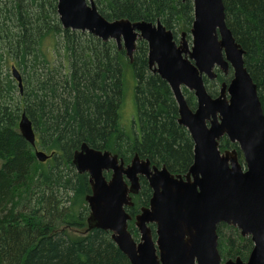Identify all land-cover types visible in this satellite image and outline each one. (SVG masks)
<instances>
[{"label":"trees","instance_id":"obj_1","mask_svg":"<svg viewBox=\"0 0 264 264\" xmlns=\"http://www.w3.org/2000/svg\"><path fill=\"white\" fill-rule=\"evenodd\" d=\"M93 1L110 21L159 20L177 36L189 32L194 21L192 0ZM224 3L227 25L245 50V66L264 110V0ZM57 37H62L63 48L60 40L55 43ZM59 48L64 53L57 59ZM147 54L142 39L131 61L115 40L65 28L58 0H0V264H131L110 231H87L89 175L79 173L72 159L86 143L127 160L139 153L174 173L189 171L194 142L178 123L169 84L148 68ZM13 66L21 73L22 91ZM130 72L136 78L138 112V132L132 134L120 121ZM229 80L222 75L218 82ZM209 92L215 96L218 90ZM188 93L195 101L194 93ZM23 112L32 121L36 147L50 155L45 162L20 132ZM122 140L127 143L120 145ZM220 148H237L244 161L238 144L228 138H222ZM152 193L142 177L134 206L127 211L134 217L149 206ZM129 229L137 238L134 219ZM218 234L224 261L248 258L250 236L226 223L218 225Z\"/></svg>","mask_w":264,"mask_h":264},{"label":"water","instance_id":"obj_2","mask_svg":"<svg viewBox=\"0 0 264 264\" xmlns=\"http://www.w3.org/2000/svg\"><path fill=\"white\" fill-rule=\"evenodd\" d=\"M193 3L194 45L190 50L185 33L177 44L173 32L159 20L110 21L93 0H58L65 28L115 40L131 61L138 39L147 41L149 66L172 88L179 123L194 142V160L185 176L166 166H152L138 154L125 167L117 154L83 143L73 163L79 173L89 175L91 184L92 191L86 196L90 208L87 231H110L131 264H264V110L258 86L245 66L244 48L227 25L224 1ZM216 66L224 72L231 66L233 77L214 97L204 77L215 78ZM12 73L22 91L20 71L13 66ZM183 85L195 93V110L185 99ZM19 129L35 146L38 160L45 162L50 155L36 147L33 124L25 112ZM224 137L238 144L243 162L237 148L221 150ZM111 170L107 178L104 173ZM143 176L153 194L149 206L136 216L140 234L136 239L129 229L133 216L127 207L134 205L132 195L139 193ZM220 223L252 237L255 246L246 260L240 256L223 260L218 248Z\"/></svg>","mask_w":264,"mask_h":264},{"label":"rangeland","instance_id":"obj_3","mask_svg":"<svg viewBox=\"0 0 264 264\" xmlns=\"http://www.w3.org/2000/svg\"><path fill=\"white\" fill-rule=\"evenodd\" d=\"M169 30H171V29H169ZM171 31L173 32V30H171ZM181 33L182 32H180V34H178V36H177V38L179 40L181 39ZM185 33H187V32L185 31ZM185 38H186V40L188 39L189 43H190V41L192 42V39L190 38V35H187V37H185ZM57 40H60V46L62 47V37H57L55 43L57 42ZM62 48L58 49L59 53L56 55L57 59H59L60 56L63 55V53H64ZM135 86H136V78H135L134 74L132 72L127 73L126 90H125L126 98H125L124 104H123L122 109H121L120 121H121V125L123 126L125 131H128L130 134H132V131H134L136 133L138 132V129H136L137 127L134 126V123H135L134 121H135V119H136V117L138 115V113H137V103H136L137 102V98H136V94H135ZM220 86L221 85H220V82H218V79L217 80H209V82L207 84V87H209L208 88L209 90L217 89L219 91L220 90ZM183 94L185 96H187V98L190 97V95H188V90H186V91L183 90ZM193 95H194V100L195 101L191 100L190 104L191 103H196V101H197L195 93ZM190 107H191V105H190ZM191 109H193V108H191ZM126 143L124 142V140H122L120 145L126 144ZM114 152L117 153L116 151H114ZM121 152L126 153L125 151H121ZM0 165H1V163H0ZM62 168H64V167H62ZM83 230H79V231L84 232L85 230L84 231Z\"/></svg>","mask_w":264,"mask_h":264},{"label":"flooded vegetation","instance_id":"obj_4","mask_svg":"<svg viewBox=\"0 0 264 264\" xmlns=\"http://www.w3.org/2000/svg\"><path fill=\"white\" fill-rule=\"evenodd\" d=\"M224 1V0H223ZM192 2H193V0H192ZM193 6H194V3H193ZM194 20H195V11H194ZM193 23H194V21H193ZM192 26H193V24H192ZM192 28L193 27H191V29H190V31L188 32L187 31V33H185L184 31L181 33V39L179 40L178 38H177V35H175V33L173 32V35H174V40L176 41V43L177 44H180L181 43V40H182V36H183V33H185L186 34V37H187V35H190V38L192 39V42L190 41V43H189V41H188V39H187V44H188V47H189V49L190 50H192V47H193V45H194V35H193V32H192ZM139 40V39H138ZM142 40H144V39H142ZM145 41V40H144ZM146 43H147V41H145ZM137 43H138V41H137ZM147 45H148V43H147ZM135 52V51H134ZM148 54H149V51H148ZM148 54H147V57H148ZM189 55V54H188ZM133 59H134V55H133ZM133 61V60H132ZM148 68L153 72V69L152 68H150V66H149V62H148ZM214 71H215V73H216V77L215 78H213V79H210V78H208L207 76H205L204 77V80H205V84H206V86H207V83H206V80H217V79H219V77L220 76H228V77H230V80H231V78L233 77V68L230 66L229 67V69H228V72H224L219 66H216L215 68H214ZM154 73V72H153ZM158 74V73H157ZM159 75V74H158ZM161 77V76H160ZM162 78V77H161ZM163 79V78H162ZM230 80L228 81V82H230ZM166 81V80H165ZM167 82V81H166ZM224 82H227V81H222V83H220V90L218 91V93L214 96V97H216L217 95H219V93H220V91H221V88H222V85H223V83ZM170 86V85H169ZM171 88V87H170ZM188 90V92H192L191 90H189L186 86H182V90ZM207 89H208V87H207ZM171 90H172V88H171ZM216 90V89H215ZM208 91H209V89H208ZM172 93H173V98H174V100H175V103H176V106H177V109H178V123H179V118H180V114H179V106H178V102H177V100H176V98H175V94H174V92H173V90H172ZM194 93V92H193ZM210 93V92H209ZM211 94V93H210ZM188 95H189V93H188ZM212 95V94H211ZM213 96V95H212ZM185 99H186V101H187V103L189 104V106L191 105L190 104V100H189V97L187 98V96H185ZM197 100V99H196ZM196 107H197V101H196ZM191 108H193L194 110L196 109V108H194V107H192L191 106ZM138 113V112H137ZM138 115H137V117H136V119H135V123H134V126H138ZM183 126V125H182ZM185 127V126H184ZM186 128V127H185ZM187 129V128H186ZM190 134V133H189ZM191 136V135H190ZM192 138V137H191ZM193 140V139H192ZM82 147V146H81ZM81 149V148H80ZM80 149H78V150H80ZM78 150H76V151H78ZM76 151H75V153H76ZM108 151H110V150H108ZM113 154H117L118 155V159H119V164L123 161L124 163H125V167H127L128 165H130L131 164V162H132V160L134 159V157H135V155L136 154H138L140 157H141V159H145V160H150L149 158H145V157H143V156H141L139 153H135L134 154V156H132L131 157V159L130 160H127V159H125L120 153H114L113 151H111ZM75 153H74V155H75ZM74 155H73V158H74ZM151 161V160H150ZM151 163H152V166H157V167H164L165 165H161V166H158V165H156L155 163H153L152 161H151ZM72 164H73V166L74 167H76V165L73 163V159H72ZM118 165V164H117ZM167 167V166H166ZM168 168V167H167ZM105 173H107L108 174V178H110V176H111V174H112V170L111 171H106ZM172 173H174V172H172ZM174 174H182V173H174ZM185 174L186 173H183L182 175L183 176H185ZM144 177V176H143ZM148 184H149V182H148ZM149 187L151 188V186H150V184H149ZM152 189V188H151ZM153 191V190H152ZM153 194V193H152ZM141 210H142V208H141ZM141 210H140V212H141ZM139 212V213H140ZM138 213V214H139ZM138 214H136V215H138ZM136 215L134 216V217H136ZM133 217V218H134ZM153 225L154 224H151L150 225V227L152 228L153 227ZM155 226V225H154ZM153 230V229H152ZM139 232V231H138ZM154 233V235L156 234V231L155 232H153ZM138 236H139V233H138ZM138 236H137V238H138ZM156 236V235H155ZM139 239V238H138ZM251 239H252V237H251ZM252 241H253V247L255 246V242H254V240L252 239ZM253 247H252V249H253ZM251 249V250H252ZM251 252V251H250Z\"/></svg>","mask_w":264,"mask_h":264}]
</instances>
